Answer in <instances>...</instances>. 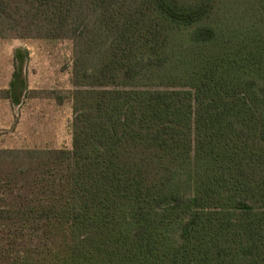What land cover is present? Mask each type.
<instances>
[{"label": "trees", "instance_id": "16d2710c", "mask_svg": "<svg viewBox=\"0 0 264 264\" xmlns=\"http://www.w3.org/2000/svg\"><path fill=\"white\" fill-rule=\"evenodd\" d=\"M223 3L0 0L75 42L81 88L72 150H0V264H264V30Z\"/></svg>", "mask_w": 264, "mask_h": 264}, {"label": "rangeland", "instance_id": "374dc122", "mask_svg": "<svg viewBox=\"0 0 264 264\" xmlns=\"http://www.w3.org/2000/svg\"><path fill=\"white\" fill-rule=\"evenodd\" d=\"M221 22L246 33L262 28L253 0H224ZM43 17L0 19V99L7 96L15 62L28 81L20 109L0 107V150H72L75 60L71 39H48ZM17 51L21 53L16 58Z\"/></svg>", "mask_w": 264, "mask_h": 264}, {"label": "crops", "instance_id": "0c3cea01", "mask_svg": "<svg viewBox=\"0 0 264 264\" xmlns=\"http://www.w3.org/2000/svg\"><path fill=\"white\" fill-rule=\"evenodd\" d=\"M25 77H26V76H25ZM12 79H13V76H12V78H11V81H10L9 85H8V88L4 89L3 91H8V90L10 89V85H11ZM26 80H27V78H26ZM27 87H28V81H27ZM27 90H28V88H27ZM26 92H27V91H26ZM25 94H26V93H25ZM25 94L23 95V97H22V99H21V101H20V103H19L18 105H15V104L11 101V99L7 98V96L2 97V98L0 99V107L2 106V104H9V106L15 108L16 110L20 109L21 106H22V104H23V100L25 99V96H26Z\"/></svg>", "mask_w": 264, "mask_h": 264}]
</instances>
